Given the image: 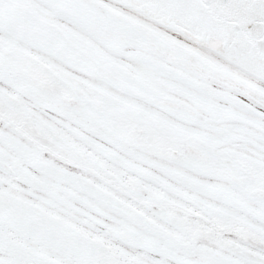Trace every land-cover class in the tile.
<instances>
[{
    "label": "snow or ice",
    "instance_id": "obj_1",
    "mask_svg": "<svg viewBox=\"0 0 264 264\" xmlns=\"http://www.w3.org/2000/svg\"><path fill=\"white\" fill-rule=\"evenodd\" d=\"M0 264H264V0H0Z\"/></svg>",
    "mask_w": 264,
    "mask_h": 264
}]
</instances>
